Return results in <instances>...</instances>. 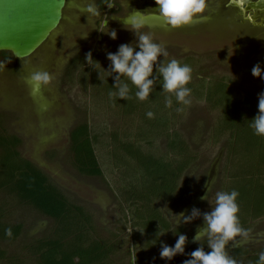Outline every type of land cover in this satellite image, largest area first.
Masks as SVG:
<instances>
[{
  "label": "rangeland",
  "instance_id": "1",
  "mask_svg": "<svg viewBox=\"0 0 264 264\" xmlns=\"http://www.w3.org/2000/svg\"><path fill=\"white\" fill-rule=\"evenodd\" d=\"M89 2L67 0L58 29L30 57L16 60L10 53L0 52V62L4 63L0 66L1 126L22 140L19 149L22 157L39 167L90 215V236L94 240H118L122 244L107 258L110 264L182 262L187 256L178 254L171 260L161 259V241L171 246L176 235L183 233L187 237L185 253H190L200 246L192 241V236L197 226L202 225V218L177 225L174 214L183 211L187 215L193 207L202 213L210 210L214 207L215 192L228 191L234 175L241 170L240 157L229 158L235 130L228 128L222 106L215 103L214 85L223 82L232 91L233 99L252 97L258 104L264 82L251 75V68L259 63L264 71V23L242 22L234 17L233 11L225 12L226 0H206V11L179 29L169 27L153 14L157 7L154 0H128L129 5L127 0H111L112 9L104 4L102 9V0H93L100 12L96 17L84 13ZM135 9L144 12L143 30L151 32L168 53L158 57L157 62L163 59L167 63L176 58L192 68V78L186 85L191 89L187 106L178 105L173 97L172 105L165 107L164 97L170 94L158 90L159 79L154 82L149 95L153 96L150 105L155 109L151 110L163 118V124L149 121V125L143 121L144 101L138 99L133 103L137 109L131 115L126 114L114 101L115 97L109 98L104 85H93L88 79L100 78L106 86L108 74L103 69L110 63L106 52L114 53L120 44L129 42L135 47L134 36L122 28L121 21L112 19L126 18ZM108 29L116 30L115 40L100 32ZM89 52L97 62L85 61ZM34 71H48L52 75L50 85L35 96L30 95L25 83ZM177 107L183 110L177 112ZM80 123L89 125L103 172L100 178L80 175L72 164L69 134ZM173 139L177 140L175 147ZM139 151L164 163L170 160L186 164L177 177L174 192L164 191L147 202L152 209H158L169 228L155 229L157 225L153 223L151 230L155 229V236L151 248L145 245L143 235L146 234L143 224L147 222L139 219L145 209L140 199L133 200L129 193L144 188L149 180L142 165L131 155ZM208 180L212 182V191L207 202L200 197ZM14 197L0 191V205L5 207L3 221L22 223L23 230L15 240L1 242L8 260H1L0 264H38L29 246L35 240L54 235L56 225ZM243 228L249 230L247 240L237 237L234 242L229 241L226 250L243 248L250 253L263 250L264 217H251ZM199 243L208 249L206 240Z\"/></svg>",
  "mask_w": 264,
  "mask_h": 264
},
{
  "label": "trees",
  "instance_id": "2",
  "mask_svg": "<svg viewBox=\"0 0 264 264\" xmlns=\"http://www.w3.org/2000/svg\"><path fill=\"white\" fill-rule=\"evenodd\" d=\"M103 4V2H100L102 9ZM88 79L91 80L93 85L95 83H98L99 87L104 85L108 93L109 91H115L112 88L113 79L111 76L107 78L106 86L104 80L102 81L100 78L91 76ZM122 79L128 82L125 78L122 77ZM159 86L160 84L157 86L158 90H160ZM129 88V97L122 99L126 102H120L118 97H113H115L116 100L114 101L123 112L131 115L132 110L137 109V106L135 107L133 104L136 99L134 96L135 89L130 83ZM228 91L230 90H227V84L219 82L214 85L213 96L215 103L221 105L224 110L223 119L226 120L228 128L235 130L230 142L232 153H229V158L240 157V166L238 167L241 170L239 174L237 172L234 175L232 186L229 187L228 191L235 189L239 193L237 197L239 212L237 215L240 225L243 227L249 223L251 217L252 219L264 217V137L253 135L248 126L249 120L258 112L254 99L252 97H245L244 100L239 99V97L233 99L232 91L229 93ZM152 97V95H149L143 102L142 107H144L145 112L141 115V119L148 121L149 125H151L149 121L163 124V118L159 115H154L153 118L145 116L147 111L155 113L151 110L155 108L150 105ZM1 122L0 118V191L6 195L15 196L14 198L20 203L29 205L51 219L56 225L54 235L35 240L34 244L29 246L38 264H110L107 258L119 250L122 244L118 240L117 242L108 239L98 241L90 236L92 234L90 215L54 181L50 180L39 167L22 157L19 151L22 140L15 134L7 133L1 126ZM176 141V139H173L172 147H175ZM69 151L74 169L80 175L96 178L103 176L87 123H80L70 131ZM180 153H183L184 156L183 149ZM131 155L139 165H142L145 175L149 177L146 185L144 184V188L139 190L138 187L134 191L135 194L134 192L129 193H132L133 200L139 198L145 209V212L142 211L144 215L139 219L141 221L145 219L147 222L146 224L142 223L146 228V234L143 235L145 236V245L151 248L153 246L150 243L155 236V229L163 227L164 230H167L169 228L168 223L163 220V216L158 213V209H152L151 204L147 202L154 196L164 193V191L165 194L170 193L169 190L174 192L177 177L180 175L185 163L171 162L170 160L164 163L151 155L145 156L140 151ZM242 175L247 177L245 178ZM4 208L0 205V261L8 260L6 252L1 248V242L15 240L23 230L22 223L9 224L3 221ZM153 223L157 226L154 230H151L153 229ZM6 228L11 229V236L5 235L4 230ZM204 251L207 252L210 249H204ZM226 251L237 261V264H255L259 253H250L243 248ZM9 260L13 259L10 258ZM170 264H181V262L175 261Z\"/></svg>",
  "mask_w": 264,
  "mask_h": 264
},
{
  "label": "clouds",
  "instance_id": "3",
  "mask_svg": "<svg viewBox=\"0 0 264 264\" xmlns=\"http://www.w3.org/2000/svg\"><path fill=\"white\" fill-rule=\"evenodd\" d=\"M102 2L108 9L113 8L111 0H102ZM154 3L157 7L153 14L173 29L190 25L194 19L206 11V0H154ZM84 13L87 14V17L100 15L93 0L86 3ZM112 19L121 21L122 28L134 36L136 44L135 47L132 46V42L120 44L114 53L106 52V59L110 63L108 68L103 70L108 74L107 77H112V88L115 89L114 92L109 91V98L113 96L119 99L128 98L130 83L135 89L134 96L136 99L145 101L149 97L154 82L159 79L161 81L160 90L170 94L164 97L165 107L172 105L173 97L178 105H189L191 89L186 85L192 78V68L176 58L168 60L167 63H164L163 59L157 62L158 57H165L168 53L162 44L155 41L151 32L143 30L145 28L144 12L135 9L126 18ZM100 32L106 33L113 40L116 39L115 29ZM84 59L87 63L97 62L93 60L91 52L86 53ZM3 64L0 62V66ZM154 67L155 72L153 71ZM251 75L259 77L264 82V71L261 70L259 63L251 68ZM122 77L128 82H125ZM51 80L52 75L48 71H34L28 75L25 83L29 87L30 95L35 96L40 93L42 88L48 87ZM257 108L258 112L249 120L248 126L253 135L264 137V90L258 93ZM182 110V107L176 108L177 112ZM145 116L153 118L154 114L152 111H147ZM211 183L209 180L205 182V191L204 195L200 197L201 200L208 202L209 193L212 191ZM238 196L239 193L235 189L216 191L214 207H211L210 210L202 213L193 207L187 215L183 211L174 214L177 225L189 223L197 217L202 218V225L197 226L192 236V241L200 246L190 253H185L187 237L183 233H179L171 246L161 241L159 257L171 260L178 254L187 256L188 258L184 259L181 264H237V261L226 251V245L229 241L234 242L237 237L247 240L249 235V230L240 225L237 215L239 212ZM4 231L6 236H11L10 228H6ZM201 239L206 240V245L210 251H204L199 243ZM255 264H264V250L257 254Z\"/></svg>",
  "mask_w": 264,
  "mask_h": 264
},
{
  "label": "water",
  "instance_id": "4",
  "mask_svg": "<svg viewBox=\"0 0 264 264\" xmlns=\"http://www.w3.org/2000/svg\"><path fill=\"white\" fill-rule=\"evenodd\" d=\"M67 0H0V52L16 60L33 55L54 33L63 18ZM256 17L264 0L244 1Z\"/></svg>",
  "mask_w": 264,
  "mask_h": 264
},
{
  "label": "flooded vegetation",
  "instance_id": "5",
  "mask_svg": "<svg viewBox=\"0 0 264 264\" xmlns=\"http://www.w3.org/2000/svg\"><path fill=\"white\" fill-rule=\"evenodd\" d=\"M244 1L249 0H226V3H223V8L225 12L233 11L234 17L240 19L242 22H247L250 24L254 23H264V11L259 12L256 17L253 16L252 12H246V5L243 4ZM256 2L257 0H251ZM105 7V5H104ZM229 10V11H228Z\"/></svg>",
  "mask_w": 264,
  "mask_h": 264
}]
</instances>
